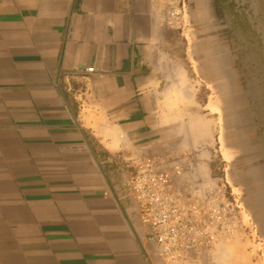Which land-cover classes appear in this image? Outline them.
I'll list each match as a JSON object with an SVG mask.
<instances>
[{
	"label": "crops",
	"instance_id": "crops-1",
	"mask_svg": "<svg viewBox=\"0 0 264 264\" xmlns=\"http://www.w3.org/2000/svg\"><path fill=\"white\" fill-rule=\"evenodd\" d=\"M168 40L157 0H0V264H145L129 166L195 148Z\"/></svg>",
	"mask_w": 264,
	"mask_h": 264
},
{
	"label": "rangeland",
	"instance_id": "rangeland-1",
	"mask_svg": "<svg viewBox=\"0 0 264 264\" xmlns=\"http://www.w3.org/2000/svg\"><path fill=\"white\" fill-rule=\"evenodd\" d=\"M157 4L169 32L163 103L173 117L168 120H175L172 127L193 141L195 148L183 150L197 151L204 176L221 181L224 166L229 186L241 194L261 242L260 246L250 237L227 242L216 250L215 263L264 264V252H257L259 246L264 251L261 39L246 14H237L232 0L226 8L221 0H157Z\"/></svg>",
	"mask_w": 264,
	"mask_h": 264
},
{
	"label": "built area",
	"instance_id": "built-area-1",
	"mask_svg": "<svg viewBox=\"0 0 264 264\" xmlns=\"http://www.w3.org/2000/svg\"><path fill=\"white\" fill-rule=\"evenodd\" d=\"M199 160L197 151L158 148L129 166L125 188L144 228L145 264H216L219 246L245 237L261 246L224 166L214 181L201 173Z\"/></svg>",
	"mask_w": 264,
	"mask_h": 264
},
{
	"label": "water",
	"instance_id": "water-1",
	"mask_svg": "<svg viewBox=\"0 0 264 264\" xmlns=\"http://www.w3.org/2000/svg\"><path fill=\"white\" fill-rule=\"evenodd\" d=\"M221 1H223L224 7L226 8L229 0ZM232 2L234 3L235 10L239 16L246 14L247 19L261 39L264 51V23H262L264 17V9L262 8V5L264 7V0H232Z\"/></svg>",
	"mask_w": 264,
	"mask_h": 264
},
{
	"label": "bare ground",
	"instance_id": "bare-ground-1",
	"mask_svg": "<svg viewBox=\"0 0 264 264\" xmlns=\"http://www.w3.org/2000/svg\"><path fill=\"white\" fill-rule=\"evenodd\" d=\"M200 4V3H199ZM204 15V14H203ZM203 15H201V16H203ZM198 21V20H197ZM207 29V28H206ZM210 38V37H209ZM207 40H209V39H207ZM214 40V39H213ZM214 42V41H213ZM206 43V42H205ZM217 43V42H216ZM218 45V44H217ZM197 47V46H196ZM229 50V49H228ZM200 51V50H199ZM210 53H212V52H210ZM221 59H222V57H221ZM220 59V60H221ZM253 60V59H252ZM211 63V62H210ZM254 68V67H253ZM221 76H223V75H221ZM258 81V80H257ZM256 85H258V84H256ZM228 89V88H227ZM256 89H258V88H256ZM260 89V88H259ZM260 91H261V89H260ZM259 92V91H258ZM247 96V95H246ZM235 97V96H234ZM250 97V96H249ZM247 98V97H246ZM238 99V98H237ZM231 106V105H230ZM238 106V105H237ZM232 108V107H231ZM235 109V108H234ZM233 111V110H232ZM228 112V111H227ZM240 116V115H239ZM247 117V116H246ZM258 125V124H257ZM204 167V166H203ZM203 171V170H202ZM201 171V172H202ZM202 174H203V172H202ZM204 175V174H203ZM206 177V176H205ZM257 204V203H256ZM253 205V204H252ZM251 205V206H252ZM260 206V205H259ZM256 209V208H255ZM253 210V209H252ZM259 211V210H258ZM261 211V210H260ZM260 213H262V212H260ZM259 213V214H260ZM262 215V214H261ZM260 216V215H259ZM259 219H261V216H260V218ZM259 219H257L258 221H259ZM262 221H263V219H261ZM261 227V226H260Z\"/></svg>",
	"mask_w": 264,
	"mask_h": 264
}]
</instances>
